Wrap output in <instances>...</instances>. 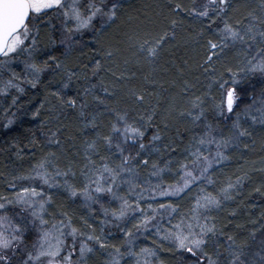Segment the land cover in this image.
Returning a JSON list of instances; mask_svg holds the SVG:
<instances>
[{
	"label": "snow or ice",
	"instance_id": "snow-or-ice-1",
	"mask_svg": "<svg viewBox=\"0 0 264 264\" xmlns=\"http://www.w3.org/2000/svg\"><path fill=\"white\" fill-rule=\"evenodd\" d=\"M254 172L264 0H0V264H264Z\"/></svg>",
	"mask_w": 264,
	"mask_h": 264
},
{
	"label": "trees",
	"instance_id": "trees-1",
	"mask_svg": "<svg viewBox=\"0 0 264 264\" xmlns=\"http://www.w3.org/2000/svg\"><path fill=\"white\" fill-rule=\"evenodd\" d=\"M250 155L254 159H259V155H260V144H259V142L257 143L256 152L251 153ZM261 180H264V173L254 172L253 173V182L258 184Z\"/></svg>",
	"mask_w": 264,
	"mask_h": 264
}]
</instances>
